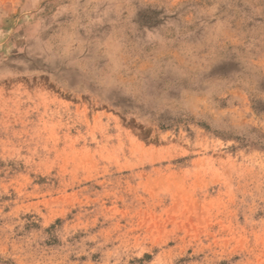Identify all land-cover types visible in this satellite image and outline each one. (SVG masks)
I'll return each instance as SVG.
<instances>
[{
  "label": "rangeland",
  "instance_id": "obj_1",
  "mask_svg": "<svg viewBox=\"0 0 264 264\" xmlns=\"http://www.w3.org/2000/svg\"><path fill=\"white\" fill-rule=\"evenodd\" d=\"M0 264H264V0H0Z\"/></svg>",
  "mask_w": 264,
  "mask_h": 264
}]
</instances>
